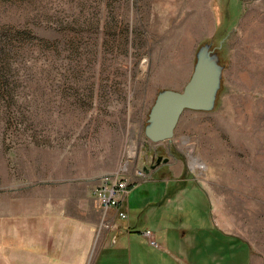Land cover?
Here are the masks:
<instances>
[{"label":"rangeland","instance_id":"rangeland-1","mask_svg":"<svg viewBox=\"0 0 264 264\" xmlns=\"http://www.w3.org/2000/svg\"><path fill=\"white\" fill-rule=\"evenodd\" d=\"M203 52L212 107L152 142L159 92ZM161 154L163 171L139 168ZM117 171L158 243L134 242L129 264H169L163 237L184 229L210 233L208 264H264V0H0V264H75L89 236L83 264H101L119 220L92 191Z\"/></svg>","mask_w":264,"mask_h":264},{"label":"crops","instance_id":"crops-1","mask_svg":"<svg viewBox=\"0 0 264 264\" xmlns=\"http://www.w3.org/2000/svg\"><path fill=\"white\" fill-rule=\"evenodd\" d=\"M124 210L128 213V217H130L131 211L129 210L128 198L126 204L124 205ZM128 217L125 219L118 218L119 221L116 230L105 232L96 238L97 243L94 246V250L97 251L98 258H101V264L132 263L133 249L131 247L134 245V242L146 245L147 247L150 246L149 241L144 235V232L150 229L137 232L136 228H134L137 225L136 220L131 221ZM167 218L171 219L168 215ZM169 231L170 229L167 230V232ZM183 231L184 232H179L178 230L177 234H173V237L170 239L167 234L166 237H163L165 240L163 244L166 245L164 248H166L165 251L168 252L170 258L169 264H181L180 262H182V264L211 263L214 258V253L210 233L208 237H205L204 232L200 235V237H194L192 236V231L188 229H184ZM151 232L155 237V232ZM89 237L81 240V243H79V241L77 242L75 247V256H77V260L75 261V264L84 263L86 251L90 247ZM241 241L245 242L244 240ZM128 254L131 255V259L128 258ZM137 254L138 252L136 251L135 255L137 257V261L143 262V259L138 258ZM197 259L200 263L197 262Z\"/></svg>","mask_w":264,"mask_h":264},{"label":"water","instance_id":"water-1","mask_svg":"<svg viewBox=\"0 0 264 264\" xmlns=\"http://www.w3.org/2000/svg\"><path fill=\"white\" fill-rule=\"evenodd\" d=\"M218 67L211 53L203 52L197 58L193 72L182 90H161L151 107L145 136L155 143L171 141L177 121L184 110L210 109L214 103L220 79ZM169 159V156L161 154L155 158V162H152L153 157H150L147 164L143 163L139 165V168L145 167L147 173L150 168L167 163Z\"/></svg>","mask_w":264,"mask_h":264},{"label":"built area","instance_id":"built-area-1","mask_svg":"<svg viewBox=\"0 0 264 264\" xmlns=\"http://www.w3.org/2000/svg\"><path fill=\"white\" fill-rule=\"evenodd\" d=\"M130 184L121 172H116L111 176L103 177L93 188L92 194L96 198L98 206L103 213V218L107 220L108 213H114L117 218H127L128 213L124 210L127 201ZM112 225V224H111ZM108 226V224H106ZM145 237L153 246H157L154 234L148 230L144 232Z\"/></svg>","mask_w":264,"mask_h":264},{"label":"flooded vegetation","instance_id":"flooded-vegetation-1","mask_svg":"<svg viewBox=\"0 0 264 264\" xmlns=\"http://www.w3.org/2000/svg\"><path fill=\"white\" fill-rule=\"evenodd\" d=\"M148 162V161H147ZM153 162H155L154 160H153ZM147 164V163H146ZM165 166H166V163H161L160 165H156L155 166V168H150V170H152V171H154V172H156V171H163V169L162 168H165ZM143 168V170H146V168L145 167H142Z\"/></svg>","mask_w":264,"mask_h":264},{"label":"trees","instance_id":"trees-1","mask_svg":"<svg viewBox=\"0 0 264 264\" xmlns=\"http://www.w3.org/2000/svg\"><path fill=\"white\" fill-rule=\"evenodd\" d=\"M235 239H236V238H235ZM237 239L241 240L240 238H237Z\"/></svg>","mask_w":264,"mask_h":264}]
</instances>
